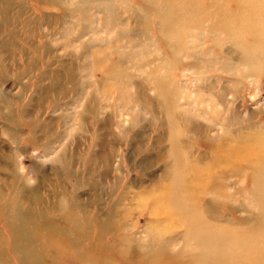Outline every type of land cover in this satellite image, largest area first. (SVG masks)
I'll return each instance as SVG.
<instances>
[{"label":"rangeland","instance_id":"rangeland-1","mask_svg":"<svg viewBox=\"0 0 264 264\" xmlns=\"http://www.w3.org/2000/svg\"><path fill=\"white\" fill-rule=\"evenodd\" d=\"M78 1L40 4L39 11L49 15L38 24L42 38L32 35L36 29L28 24L24 36L0 42V190L7 195V201L0 200V264H148L160 253L175 264L190 262L198 253L185 252L190 236L184 218L172 219L171 202L160 199L176 164V145L178 163L190 170L188 178L203 170L201 188L183 186L184 205L195 204L209 223L247 235L254 243L253 231L246 230L257 224L260 213L263 216L264 169L257 173L245 164L235 168L218 162L225 158L221 146L263 138L264 147V64L260 69L246 64L244 72L239 56L228 51L232 42L226 43L223 35L224 45H215L207 26L204 41L186 49L187 37L175 34L173 6L186 2L192 13L200 0H171L166 5L165 0H93L92 10ZM214 2L201 0V8L212 11ZM72 15L80 17L74 22L77 31L66 36L65 24ZM93 19L103 30L75 42ZM96 35L101 44L92 47ZM86 63L98 85L88 89L90 96L77 107L75 132L66 138L68 114L43 109L50 99L80 89L81 66ZM228 63L239 70L225 71ZM208 67L213 69L209 72ZM47 69L63 74L66 86L41 96L34 85ZM72 78L74 86L67 82ZM123 93L130 98L122 109ZM188 95L206 117L177 106ZM213 121L225 122L226 128L215 129ZM60 140L62 148L56 143ZM246 162H255V156L248 155ZM9 204L50 219L24 222L28 228L15 246L7 221ZM74 212L80 218L77 228L68 221ZM257 238L264 242V234Z\"/></svg>","mask_w":264,"mask_h":264},{"label":"bare ground","instance_id":"bare-ground-1","mask_svg":"<svg viewBox=\"0 0 264 264\" xmlns=\"http://www.w3.org/2000/svg\"><path fill=\"white\" fill-rule=\"evenodd\" d=\"M21 1H23V0H21ZM21 1L20 0L19 1L0 0V42L1 43L13 42V40H15L16 37L24 36V30L28 24H31V26H33L32 28L36 29V30H34L35 33L32 32V35L36 34L35 36L37 38H42V34L38 31L39 30L38 24L40 21H42L40 19H45V18L49 19V15L39 11L40 4H44V3L46 4V3L50 2V1H54V0H33L34 3L32 2V4H30L29 2L24 3ZM92 1L93 0H79L78 4L79 3L80 4L81 3H87L88 5L87 4L86 5L89 7L88 9L92 10V7L90 6L91 5L90 3H92ZM200 1H199V4H196L193 8L191 7V9H193L192 13H188L187 9H190V7H188L189 5H187L186 2L184 4L179 5V6L177 4H175V6H173L174 9H176L175 12H177L175 17L173 16V20H174V24H175L174 25L175 26L174 27L175 34L177 35L178 38L184 36V37H187V40L190 38H192V40H193V43H189L190 42L189 40L185 41V43L187 44L186 49H191L194 47V45L196 43H198V42L202 43L204 41V36L207 34L205 31V27L207 26L210 30L209 34H211L213 36L212 39H213V41H215L214 42L215 45H217V46L218 45H222V46L224 45V43H222L223 38H221L223 35H225L226 43L232 42L231 43L232 45L229 46L230 48H228V51H229V53H232V54H233V51H235V54H237L239 56L241 62L245 64L244 69H243L244 72H245V69L248 68L246 64H249V67H251V68H255V66H256V68L260 69V67L264 64V0H263V2H262V0H249V1L227 0V2H228L227 4H226V2L223 3L222 1L215 0L216 2H214L210 6L212 8V11H208L206 8H201L202 5H201ZM230 1H232V2H230ZM26 2H27V0H26ZM170 2H171V0H165L164 5H166ZM232 3H234L233 6L231 5ZM195 9H197V10H195ZM85 14H86V12H85ZM170 14H171V12H170ZM72 17H73V15H72ZM79 18L74 16L73 19L71 20V22H69L68 24H65L66 27H65L64 32H65L66 36H68L70 33H72L75 30V28H77V25H75L74 22L78 21ZM62 19H64V18H62ZM168 19L172 20V17L170 16V17H168ZM92 21L93 22L90 23V26L82 28V30L78 33L76 39H73L75 42L77 40H79L80 38H84L88 32H92V33L96 34V33L101 32L103 30L100 27L99 28L97 27L98 22L95 19H93ZM187 21L189 22V25H186ZM116 23H117V21H116ZM183 25H186V26H183ZM200 29H202V30H200ZM76 31H77V29L75 30V33H76ZM193 31H197L196 34H194ZM53 32H55L54 29L51 31V33H53ZM53 34H56V33H53ZM205 39H206V37H205ZM92 42H93V44L90 45L92 47L93 46H99L101 44V43H99L100 41L97 39V35L92 37ZM45 47H47V49H49V44L48 45L46 44ZM180 49H181V47H180ZM212 49L213 48H211V50ZM181 50H183V45H182ZM94 52H96V51H94ZM93 53L90 52L89 57H92ZM210 53H211V51H210ZM120 54L123 55L124 53L120 52ZM197 54H198V52H197ZM190 55H192V54H190ZM93 57H94V55H93ZM195 57H197V56H195ZM120 60L122 61V59H120ZM88 64H89V62H88ZM88 64L87 63L84 65L82 64V66H81V68H83V69H82V74H81V82L79 84L80 89L74 94H71L69 96H65L66 99L65 98H61L60 100L57 98L56 99H50L48 101L49 106L46 107V105H45L44 106L45 109H43V110H45V112L53 113L54 115L58 114L59 109L63 110L64 112H66L68 114L66 116V121H65V118H63L64 119L63 121H65V124L67 125L66 126V133L64 131V133L67 135L66 138L71 137L69 135V134H72L71 131L75 132V130L73 129L74 130L73 131L72 128L74 127V125H73L74 120L77 119L76 118V114L78 113L76 111L77 107L78 106L82 107L81 106L82 103L85 102L84 99H86V97H88L87 94L88 95L90 94V93H88V91H89L88 89L91 88L92 86L98 85L96 75L88 72V70H89ZM215 66L216 65H214V67ZM212 69L213 68H211V67L207 68V70L209 72ZM231 69L232 70L234 69V71L239 70L238 68H236V66L230 65V63H228L227 67L225 68V71H227V70L230 71ZM249 72H250V69H249ZM39 75L40 76H37L38 83L34 85V87L36 86L37 89H39L40 93L38 95L44 96V95H46V93L54 91L59 87H65L66 86V83L63 81L65 76L63 74H61L60 72H56L54 70H48L47 69V71H44V73H41ZM69 78H71V77L69 76ZM117 78H118V76L116 77V79ZM42 80H47L48 83L41 84L40 82ZM73 81H74V79L72 78L70 80L68 79L67 82L69 84H71V86H74ZM224 92L225 91L223 90L222 94H221L223 97H224V95H223ZM191 94H192V92H191ZM227 95L228 94H226V96ZM202 96H204V95H202ZM129 98L130 97L126 96L125 93H123V95H121L120 99L123 100L125 103L124 104L121 102L122 104L120 106L122 109L126 105V99H129ZM185 99H186L185 102L177 103V106H179V107L183 106V108H185L184 109L185 113L192 114V111H195V113L197 112L196 113L197 115L206 117V113H207L206 111H201L200 109H197L196 107L194 108V105H196L195 103L197 102V100L193 99L192 101L189 102L188 100L191 99L190 95L185 97ZM222 99L224 100L226 98H222ZM124 110H125V108H124ZM124 113L126 114L125 111H124ZM191 117H194V116H191ZM179 118H181L182 120H188L189 119V118H187L186 114H179ZM53 122H54V120L52 121V123ZM76 122L77 121L75 120V125L77 126ZM125 122H126L125 120L122 121L123 126H124ZM212 123L215 125V129H222V127L226 128L225 122H218L217 123L216 121H213ZM26 125H27V123H26ZM55 126H56V124H55ZM230 131H231V129H230ZM10 134H12V131L9 133V135ZM224 140H225V142H227V139H224ZM64 141H65V138H64ZM64 141H63V143H64ZM61 142H62V140L56 141V143H59L58 144L59 146H61ZM65 142H67V141H65ZM262 142H263V138H259L257 141H253V142H249L248 140L244 141L241 145H239L238 143L236 145H233L231 143L229 146L228 145L227 146H221L220 147V153H222L223 157H225V158L223 159V161H219L218 164L223 165L224 167L228 165V166L235 167V168H238V167L240 168L243 164H245V165H248L250 168H252L254 170V172H257V173L261 172L264 169V147L262 145ZM77 143H79V141ZM176 146L173 149L174 156L176 158V160H175L176 164H175L174 168L172 169V176H171V180L169 181L170 184H168L167 189H165V191L163 192L160 199L164 200V201L171 202V204H172L171 208L172 209L168 210V212L172 215V219L178 221V219L180 217L184 218L183 224L186 226L187 232L189 233V236H190V239H188V247H187V250L185 249V252L191 250L194 254L198 253V255L195 254V257H193V259L191 260L193 262L190 261L188 263H190V264L191 263L192 264H197V263L198 264H247V263L248 264H264V242H261L262 240L257 238L260 235L264 234V204L262 205V207L260 206V212L263 211V216L260 213V216L258 217L257 224L254 227L249 228L248 229L249 231L246 230V232H249V233H252V231H253V234H254L253 236L255 239L254 243L249 240L247 235L245 236L244 234H240L237 232L234 233L231 231L233 229L230 230L226 227H221V226H217V225H214L212 223H209L204 218L203 214L199 213L200 210L197 209L195 204L189 203V206L184 205V200H186L185 199L186 195H185L183 186L185 184H193L196 186L198 185L201 188L204 184H203V181L199 175H201V172L203 170L198 169V171H195L193 176L191 175V178H188V174H189L190 170L188 169L187 164L184 165L183 162L178 163V158H177L178 149ZM61 148H62V146H61ZM67 148H66V150H67ZM77 148H79V147H77ZM64 150H65V148H64ZM58 151H59V149H58ZM56 152H57V150H56ZM51 154L54 155V152ZM66 154H67V151H66ZM77 154L78 153H76V155ZM251 154L255 156V162H252V163L246 162L245 163L246 157L248 155H251ZM49 155L50 154L47 153V156H49ZM229 155L236 157L235 160L232 159L233 157H228ZM73 158H74V156H73ZM68 165L69 164H67L66 166H68ZM74 168H76V167H74ZM76 176H78V175H76ZM257 177L258 176H256V179H257ZM253 178H255V176H253ZM6 196H7L6 193L3 192L2 190H0V200L1 201H7V198H5ZM39 197H41V196H39ZM251 202L255 206L253 201H251ZM3 203H5V202H3ZM76 205H77V203H76ZM193 205H194V207H193ZM6 206H7L6 209L8 210L7 216L9 218V220H7V221L10 222V224H8V223L7 224H8V227L11 229L12 235L16 237V240L14 239L16 241L15 246L18 245V243H22V242H20V240L23 237L22 234L28 228V226L26 227L24 222L49 220L50 219V216L48 214H38V211H37V216H31L30 214L27 213L28 212V210L26 211L27 208L25 209L26 212H24V211L16 210L14 208L12 209L10 207V204L6 205ZM6 206H4V207H6ZM64 207L65 206H63V208ZM0 208H2V207H0ZM73 208H74V206H73ZM75 208H77V207L75 206ZM55 210L56 209H54V211ZM81 210L82 209H80V211ZM10 214H11V216H10ZM77 214L80 215L79 212ZM33 218H35V219H33ZM53 219L51 221H53ZM79 220H80V218L77 215H75V212L71 213L68 217V221L71 222L72 226L74 225L75 228H77L76 223L79 222ZM62 222H64V221H62ZM53 224H55V223H53ZM36 228H38V227H36ZM69 228L70 227H68V229ZM246 232H244V233H246ZM48 233H50V232H48ZM45 234H47V233H45ZM50 237H51V234H50ZM193 241L196 242V244L192 245ZM191 245L195 246V247L192 249ZM252 245H253V247H252ZM243 252H244V254L241 257L240 253H243ZM170 258L171 257H167V256L165 257L164 255H162L160 253V254H157V256L151 260V262H148V264H175L174 262L168 261V259H170ZM171 260H173V259H171ZM174 261H176V259H174ZM188 263H186V264H188Z\"/></svg>","mask_w":264,"mask_h":264}]
</instances>
